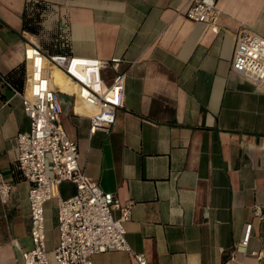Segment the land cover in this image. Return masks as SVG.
I'll use <instances>...</instances> for the list:
<instances>
[{
    "label": "crops",
    "instance_id": "0c3cea01",
    "mask_svg": "<svg viewBox=\"0 0 264 264\" xmlns=\"http://www.w3.org/2000/svg\"><path fill=\"white\" fill-rule=\"evenodd\" d=\"M192 0H0V264H22L30 237V182L18 165L29 129L28 44L47 54L122 57L124 107L109 132L91 133L93 108L64 93L62 123L79 163L121 203L133 202L126 237L150 264H264V81L232 70L237 35L264 37V0H217L212 25L185 16ZM61 72V71H60ZM63 91L74 88L61 72ZM111 81L113 71H104ZM62 197L76 193L69 181ZM58 197L45 205L46 241L60 242ZM120 212L115 211L118 217ZM252 223L243 249L245 227ZM94 264H139L130 251Z\"/></svg>",
    "mask_w": 264,
    "mask_h": 264
},
{
    "label": "built area",
    "instance_id": "2783aa9c",
    "mask_svg": "<svg viewBox=\"0 0 264 264\" xmlns=\"http://www.w3.org/2000/svg\"><path fill=\"white\" fill-rule=\"evenodd\" d=\"M185 16L216 29L217 0H192ZM25 60L29 68L28 87L19 94L29 119V129L18 136V165L30 182V237L32 247L23 252L22 264H94L93 256L107 251H130L139 264H150L143 253L132 250L126 237V223L132 217L133 202L121 203L114 192L105 191L88 176L79 163V145L62 123V94L75 95L93 108L91 133L109 132L117 111L124 107L126 71L122 57L109 60L74 54H47L37 44H28ZM66 76L74 91H63L54 82L53 70ZM112 70L111 81L104 76ZM232 70L258 85L264 81V37L241 31L237 35ZM69 181L76 193L68 198L59 186ZM13 185L0 174V199L10 200ZM58 197L60 242L49 251L46 241L45 205ZM120 215L115 216V211ZM254 212L264 217L261 206ZM252 223L245 227L243 249L249 243Z\"/></svg>",
    "mask_w": 264,
    "mask_h": 264
},
{
    "label": "rangeland",
    "instance_id": "374dc122",
    "mask_svg": "<svg viewBox=\"0 0 264 264\" xmlns=\"http://www.w3.org/2000/svg\"><path fill=\"white\" fill-rule=\"evenodd\" d=\"M62 76L63 75L61 74L59 69H54V71H53L54 79L61 81L62 80Z\"/></svg>",
    "mask_w": 264,
    "mask_h": 264
},
{
    "label": "bare ground",
    "instance_id": "6f19581e",
    "mask_svg": "<svg viewBox=\"0 0 264 264\" xmlns=\"http://www.w3.org/2000/svg\"><path fill=\"white\" fill-rule=\"evenodd\" d=\"M53 71H54V70H53ZM62 73H63V72H62ZM53 78H54V77H53ZM54 82H55V84H57L55 79H54Z\"/></svg>",
    "mask_w": 264,
    "mask_h": 264
},
{
    "label": "trees",
    "instance_id": "16d2710c",
    "mask_svg": "<svg viewBox=\"0 0 264 264\" xmlns=\"http://www.w3.org/2000/svg\"><path fill=\"white\" fill-rule=\"evenodd\" d=\"M2 24H3V23L0 21V26H2Z\"/></svg>",
    "mask_w": 264,
    "mask_h": 264
}]
</instances>
